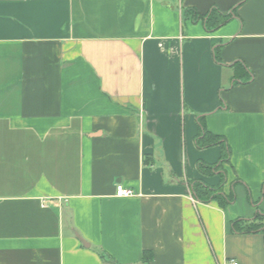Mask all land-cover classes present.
Instances as JSON below:
<instances>
[{
	"label": "crops",
	"instance_id": "1",
	"mask_svg": "<svg viewBox=\"0 0 264 264\" xmlns=\"http://www.w3.org/2000/svg\"><path fill=\"white\" fill-rule=\"evenodd\" d=\"M200 116L232 151L226 208L191 192L221 183ZM258 209L264 0H0V264H264L232 232Z\"/></svg>",
	"mask_w": 264,
	"mask_h": 264
},
{
	"label": "trees",
	"instance_id": "2",
	"mask_svg": "<svg viewBox=\"0 0 264 264\" xmlns=\"http://www.w3.org/2000/svg\"><path fill=\"white\" fill-rule=\"evenodd\" d=\"M236 15L234 9L231 13L225 15L217 10L210 13L209 16L194 14L196 20L201 19L205 22L207 29L212 31L216 30L223 25L227 24ZM217 61H220V49L215 52ZM238 65L242 68L245 66L238 62ZM247 77H239L235 83H246ZM198 124L200 127V134L196 138V145L200 149H206L214 146H220L222 150V157L217 164L209 165L205 163H198L199 171L207 176L218 175L221 178V183L218 186H209L203 182H194L191 185V192L195 200L201 203L217 202L222 208H226L236 203L237 196L234 188L229 195L224 193V186L227 183V171L225 167L230 164L232 151L225 137L210 133L206 128L205 117H198ZM240 183L237 181L236 184ZM232 232L238 235H249V234H263L264 236V212L260 209L257 210L256 215L252 219H238L232 222ZM100 256L105 262H111L112 258L110 255L103 251H99ZM152 258L145 254L144 263L148 264Z\"/></svg>",
	"mask_w": 264,
	"mask_h": 264
},
{
	"label": "built area",
	"instance_id": "3",
	"mask_svg": "<svg viewBox=\"0 0 264 264\" xmlns=\"http://www.w3.org/2000/svg\"><path fill=\"white\" fill-rule=\"evenodd\" d=\"M136 192L132 189L126 188L122 183L116 185V196L118 198H128L135 196ZM228 264H239L237 261H231Z\"/></svg>",
	"mask_w": 264,
	"mask_h": 264
}]
</instances>
